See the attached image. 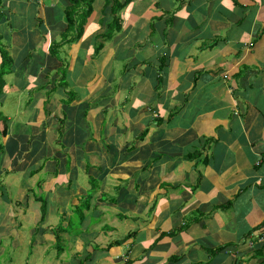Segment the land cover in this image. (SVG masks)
Returning a JSON list of instances; mask_svg holds the SVG:
<instances>
[{
	"label": "crops",
	"instance_id": "1",
	"mask_svg": "<svg viewBox=\"0 0 264 264\" xmlns=\"http://www.w3.org/2000/svg\"><path fill=\"white\" fill-rule=\"evenodd\" d=\"M106 1L0 0V264H264V0Z\"/></svg>",
	"mask_w": 264,
	"mask_h": 264
},
{
	"label": "trees",
	"instance_id": "2",
	"mask_svg": "<svg viewBox=\"0 0 264 264\" xmlns=\"http://www.w3.org/2000/svg\"><path fill=\"white\" fill-rule=\"evenodd\" d=\"M129 0H108L106 1V10L110 5V14H111V21L107 25V30L104 32L103 35L97 36V38L101 37L103 40H107L108 38L112 37L119 29H120V19L118 16L119 11L124 8L128 4ZM71 7L66 9L65 18L67 20V24L69 27L76 28L77 33L74 37V40H77L83 31V26L90 16L92 12V3L93 0H70ZM81 3L85 4V10H81V13L78 15V9ZM1 16V15H0ZM102 45H97V48L94 50V55H98L100 50L102 49ZM12 58L9 56L8 52L5 50L2 37L0 36V99L7 92V83L5 76L8 75L11 71L12 66ZM45 214V209L42 205V216ZM43 218V217H42ZM81 219L82 216L80 217ZM56 246H58L57 251L61 252V246H59L60 237L56 235ZM118 244V242H113L110 245Z\"/></svg>",
	"mask_w": 264,
	"mask_h": 264
},
{
	"label": "rangeland",
	"instance_id": "3",
	"mask_svg": "<svg viewBox=\"0 0 264 264\" xmlns=\"http://www.w3.org/2000/svg\"><path fill=\"white\" fill-rule=\"evenodd\" d=\"M9 106L11 109H9ZM6 108V114L10 113V114H13V104H8L6 106H4ZM87 199H85L81 205L77 208V212L75 213V216H74V220L72 221V226L73 228H75L76 230L79 229L80 227V217L82 216V218H84V211H83V208L86 207L87 204H89L90 200L88 201V203H86ZM75 232H78V231H75ZM65 243H67L65 241ZM65 243L62 241H60V245L63 247L65 246ZM26 253L24 255H20L18 258H15V262L16 264H25V258H26ZM37 256V255H36ZM27 260V259H26ZM30 258H28L27 262H29ZM37 262H41L40 259H39V256H37ZM43 264V263H42Z\"/></svg>",
	"mask_w": 264,
	"mask_h": 264
}]
</instances>
